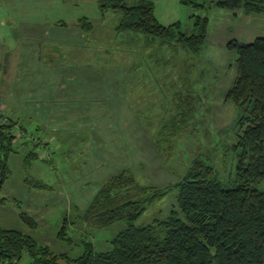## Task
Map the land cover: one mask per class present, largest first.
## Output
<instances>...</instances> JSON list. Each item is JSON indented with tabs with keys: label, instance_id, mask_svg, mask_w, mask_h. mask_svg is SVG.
<instances>
[{
	"label": "rangeland",
	"instance_id": "rangeland-1",
	"mask_svg": "<svg viewBox=\"0 0 264 264\" xmlns=\"http://www.w3.org/2000/svg\"><path fill=\"white\" fill-rule=\"evenodd\" d=\"M35 1L25 8L35 17L39 15L41 21L31 26H40L45 20L44 24H48L52 18H63L65 24L56 25L57 28L50 25L46 36L33 38L30 46L25 45V51L29 47L36 64L32 63V71L20 70L16 75L27 77L30 72L32 77L46 79L61 71L70 73L74 82L71 86L66 83L61 104L63 115L77 110L87 118L82 123L85 127L66 130L62 129L71 126L74 119L62 118L61 126L50 132V127L41 126L45 121L35 115L38 112L22 103L28 115L24 117L19 112L17 124L23 132L18 125L12 129L20 135L14 151L8 155L10 173L0 190L1 227L27 234L53 252L65 251L69 256L81 252V240L89 241L94 251L109 248V240L123 223L115 221L103 228L87 226L82 219H76L80 214L72 208L71 200L74 192L97 189L101 183H92L87 176L95 156L100 154L95 148L97 141L103 142L105 135L95 127L101 121L112 124L121 120L122 132H126L122 133V150H114V161L125 166L140 184L162 183L167 187L166 193L148 205L134 225L167 215L175 204L176 190L172 184L193 155L214 165L222 181L229 178L233 162L230 152L223 154V148L235 142L238 131L233 122L243 111L224 99L235 73V53L226 49L225 44L231 39L245 43L264 37L261 13L218 8L211 0H193L199 5L196 7L181 0H151L153 15L160 24L178 23L179 31L187 34L192 32V15L206 18L204 41L197 53H191L176 43H161L158 38L130 30L115 31L120 12H101L96 0H45L47 5L40 7V0ZM80 16L91 25L81 35L75 26V19ZM7 24L13 36L7 39L8 48L15 47L16 51L23 42L22 35L12 26L14 23ZM4 44L7 45L0 41V62L6 52ZM3 72L0 70V87L4 86V93L11 85H4L7 82L2 80ZM87 76L94 78L92 84L86 81ZM0 103L6 106L5 101ZM184 103L191 107L185 110L191 111L186 113L189 120L175 130L171 120L178 121L176 112L186 107ZM115 107L122 111L120 118L89 117L92 113L107 115L106 110ZM9 112L0 109L1 120L8 118ZM112 125L113 132L119 135L120 129ZM30 151L37 157L24 166L23 157ZM139 154L144 163L133 162ZM95 166L102 168L101 164ZM34 181L47 187L36 188L32 186ZM255 187L264 191V179ZM90 195L86 192L79 205ZM19 212L31 216L37 222L36 227L26 226L18 218ZM63 220L65 233L70 237L65 242L54 237ZM27 259L24 255L20 264Z\"/></svg>",
	"mask_w": 264,
	"mask_h": 264
},
{
	"label": "trees",
	"instance_id": "trees-1",
	"mask_svg": "<svg viewBox=\"0 0 264 264\" xmlns=\"http://www.w3.org/2000/svg\"><path fill=\"white\" fill-rule=\"evenodd\" d=\"M194 7L193 0H181ZM223 9H242L245 14L261 13L264 0H211ZM99 11L120 12L114 30H130L161 43H176L197 53L206 32V18L192 15V32L179 31L178 23L160 24L153 15L151 0H96ZM82 30H88L86 18L78 19ZM235 53V73L224 94L243 113L234 120L235 142L223 148L231 155L233 169L226 181L218 177L215 166L193 155L183 173L172 184L176 190L175 204L162 219L143 225L134 221L153 201L166 193V186L140 184L125 168L110 175L100 184L82 208L72 207L87 226L103 228L121 221L120 228L109 240V248L94 251L89 241L81 240V252L69 256L65 251L53 252L31 236L0 226V264H264V191L255 184L264 179V37L250 42L234 39L225 44ZM177 110L180 130L189 119L191 107ZM190 108V109H189ZM188 110V111H185ZM18 122L0 114V190L9 175L8 155L14 151L17 135L12 131ZM19 131L23 132L20 125ZM37 157L30 151L23 157L25 166ZM32 186L46 188L40 181ZM18 218L28 227L37 222L24 212ZM56 239L69 241L61 222Z\"/></svg>",
	"mask_w": 264,
	"mask_h": 264
},
{
	"label": "crops",
	"instance_id": "crops-1",
	"mask_svg": "<svg viewBox=\"0 0 264 264\" xmlns=\"http://www.w3.org/2000/svg\"><path fill=\"white\" fill-rule=\"evenodd\" d=\"M30 2H36L35 0H0V41L6 42L7 45L4 44L6 47V52H3V56L0 62V70H3L2 73V80H5L7 84L4 85H11L7 86V91L4 90L3 93V87L0 88V102L5 101L6 106L4 104L0 103V109L2 111H6L9 109L10 115L8 118H14L13 120L18 122V118L22 113L24 117H27L28 115V109H33L35 112H38L35 115H39L38 117H41L44 119L45 123H41V126L46 125L47 127H50V132H54L55 127H60L62 118H70L74 119L73 124L71 126H65L62 130H66V128H75L80 129L85 127L82 123L83 120L87 117H83V115H80L77 112V110H70L72 113H68L69 115H63V108L61 107L62 101L64 98L63 92L65 91L67 84L71 86V84L74 82V78H72L71 74H63V72H59L58 74H53L52 78H49L47 76L46 79L43 77H39L38 75L33 76L30 72H28L27 77H23L22 75H16L17 71L23 70V71H32L34 69V66L32 63H34V59L31 57V52L29 47L25 51V45L30 46L29 41L33 38H39L42 36L47 35V30L50 25L54 26L56 25H64L65 19L63 18H52L48 24H44L47 20L42 21L43 23L38 25H32L31 24H37V21L41 19L39 15L35 17V14H32L31 12H28L26 10V5ZM47 1L40 0L39 1V7L46 4ZM104 11V10H103ZM84 17L80 16L75 19L76 25L78 27L79 31H76L78 34H83L84 30L79 26L78 19ZM85 18V17H84ZM10 21L12 26H16L18 30L20 31L19 35L22 37L23 42L20 43V47L15 51V47H11L10 49L8 46H10V43L7 41L9 38H13L12 31L9 28V24H7ZM13 21V22H12ZM41 21V20H40ZM88 21V20H87ZM8 25V26H7ZM91 27V25H90ZM90 29V28H89ZM88 29V30H89ZM88 30H85L87 32ZM26 40V42H25ZM23 47V48H22ZM8 48V49H7ZM22 48V49H21ZM9 58V59H8ZM36 64V63H34ZM60 75V76H59ZM65 77V78H64ZM87 78L88 84H92L94 78ZM91 80V81H90ZM17 83V84H15ZM67 83V84H66ZM53 89V90H52ZM22 103L25 107H22ZM7 107V108H6ZM6 108V109H5ZM22 108V109H21ZM117 107L113 109H107V115H93L89 116L93 119L95 118H104V117H110V118H120L122 116L121 110H116ZM115 110V111H114ZM21 111V112H20ZM20 112V113H19ZM88 116V115H87ZM5 117H7L5 115ZM121 121V120H120ZM117 121L112 124H116L117 127L120 129V134L116 135L115 132L112 130V124H107L105 121H101L102 124L96 125L95 127L98 129V132L105 134L103 136V142L97 141V146H95L96 150L100 152V154L96 157L94 161L92 162L91 169L88 171L87 176L89 177L90 181L92 183L96 182H102L107 177H109L112 174H115L120 169L124 168L125 166H122V164L117 163L114 161V158L116 157V154L114 150H122V122ZM99 126V127H98ZM17 134V133H16ZM18 135V134H17ZM104 152H108L104 154ZM134 153V149L131 148V153ZM108 154V156H107ZM111 157V158H109ZM141 154H139L136 157V160L133 162L138 163H144L140 160ZM102 160H105L107 162H103ZM96 162V163H95ZM102 165V168H98L95 165ZM114 166V169H113ZM111 171V172H109ZM162 181V180H161ZM162 184V183H161ZM159 183H156L158 186H164ZM97 189L92 187L91 189L84 190V191H77L74 192L75 195H72V203L73 207H77L82 209L86 201L93 196ZM86 192H90L91 195L89 198L85 201V203L80 206L81 197H84ZM73 193V194H74ZM76 198V200H75Z\"/></svg>",
	"mask_w": 264,
	"mask_h": 264
}]
</instances>
